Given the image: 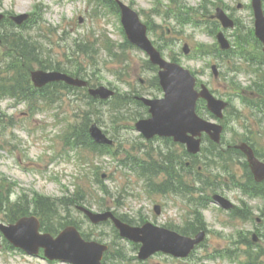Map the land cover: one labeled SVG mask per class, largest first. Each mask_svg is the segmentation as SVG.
<instances>
[{
  "label": "rangeland",
  "instance_id": "374dc122",
  "mask_svg": "<svg viewBox=\"0 0 264 264\" xmlns=\"http://www.w3.org/2000/svg\"><path fill=\"white\" fill-rule=\"evenodd\" d=\"M124 1L151 27L149 37L166 59H177L215 95L232 102L223 120L221 147L246 141L264 154V109L252 108L245 103L250 100L243 99L252 98L255 104H261V98L249 92L258 93L262 88L264 68L257 70L236 51L230 57L221 54L215 34L222 27L210 19L216 7L222 6L245 34L254 27L251 0ZM0 11L9 16V21L0 25L1 36L4 34L9 42L16 34L19 40L34 41L36 51L28 54L30 68L72 69L91 85H107L118 93L103 105L88 103L86 90L61 84L32 99L0 96V201L8 191L13 192L14 201L23 194L27 201L38 195L77 196L82 205L94 211L113 210L136 225L144 220L167 227H188L192 220L197 228L203 220L196 208L205 202L207 237L186 258L157 253L141 260L133 242L122 238L111 222L94 225L75 207H71L68 217L89 238L99 237L111 245L105 264H264V195L241 187H254L244 165L246 157L234 153L219 157L217 149L211 150L206 142L198 157L186 165L190 159L180 144L160 138L146 140L135 129L139 114L145 110L134 102V97H161L163 92L157 86L156 67L148 55L126 44L120 14L111 3L0 0ZM19 13L31 14L29 22L11 26L10 16ZM226 35L233 45L235 29L226 30ZM185 43L191 47L188 55L182 49ZM9 49L0 43V91L2 84H9L5 80L21 70L12 67ZM212 64L219 68L218 78ZM243 90L247 93L242 94ZM85 111H89L91 123L97 122L115 140L111 153L101 155L87 146H74V136L67 132L84 121ZM204 117L211 119L207 114ZM164 156L173 158L163 165ZM156 166H162L157 175ZM150 167V176L140 174L142 168ZM173 169L169 181L167 173ZM218 194L229 198L238 212L231 213L215 203L213 197ZM155 205L160 206V214L155 212ZM11 207L19 213L14 203ZM61 214L54 219L45 216L50 228L64 221ZM10 216V212L0 210V222L8 221ZM253 232L259 235L255 244L251 242ZM260 249L259 257L256 252ZM0 264L69 263L27 255L12 247L0 232Z\"/></svg>",
  "mask_w": 264,
  "mask_h": 264
},
{
  "label": "water",
  "instance_id": "95a60500",
  "mask_svg": "<svg viewBox=\"0 0 264 264\" xmlns=\"http://www.w3.org/2000/svg\"><path fill=\"white\" fill-rule=\"evenodd\" d=\"M122 7V21L130 39L146 49L151 55L152 61L158 63L165 70L160 72L162 84L166 90V98L162 100H146L152 106L153 118L141 120L137 127L151 137L156 133L162 135H174L177 139L188 141L191 151L196 152L200 148V141L194 137H187L186 133L191 131L193 134L199 133L203 129L210 130L214 126L198 119L195 114L196 99L204 96L209 100V106L216 112L223 106L211 94L204 89L201 93L194 90L195 80L188 70L183 69L175 63H168L161 58L160 53L152 46L146 37V26L141 23L136 12L126 5L120 3ZM257 16V34L264 40V16L261 9V1L254 0ZM26 16L16 18L21 22ZM221 17L226 21L225 17ZM2 15L0 14V19ZM223 47H228L227 41L222 34L219 35ZM185 50L188 51L187 46ZM33 79L38 85H43L50 80H66L71 84L83 85L85 81L73 79L58 72L47 73L44 71L33 72ZM92 94L103 98L112 94L104 87L91 90ZM220 131V127L216 128ZM92 135L99 142L111 143L102 131L93 126ZM257 174L264 176L263 164L251 159ZM223 206L230 207L231 204L224 198H217ZM86 213L94 222L106 220L111 217L121 234L136 241H142L140 258H147L157 251H164L175 256H186L196 243L204 237V232L199 233L196 239L185 237L175 231L166 228L156 227L150 223L143 227H131L121 222L113 213L106 212L94 214L88 210ZM40 223L36 217H25L20 219L17 224L5 226L0 224V229L17 246L23 247L29 253H38L41 246L46 248V255L50 258H60L74 264H102L101 260L107 245L96 241L84 240L75 227H67L56 239L50 234L39 233Z\"/></svg>",
  "mask_w": 264,
  "mask_h": 264
},
{
  "label": "trees",
  "instance_id": "16d2710c",
  "mask_svg": "<svg viewBox=\"0 0 264 264\" xmlns=\"http://www.w3.org/2000/svg\"><path fill=\"white\" fill-rule=\"evenodd\" d=\"M41 199L42 198H38L37 200H36V204H37V207L39 208L38 210L39 211H44V210H48V211H53V210H55V205H54V201H51V203H49V202H44V201H41ZM49 200V199H48ZM0 205H2V200L0 201ZM29 210V206L28 205H26V206H23L22 207V205H20L16 210H15V212H17V211H20V213H25V212H27ZM37 210V209H36ZM45 212V211H44ZM203 225V224H202ZM190 226L191 227H183V228H181V230L184 232V233H192V232H195V231H197L198 229H197V227H195V225L194 224H190ZM45 229L46 230H48V231H50V232H57L58 231V229H52V228H49L48 226H46L45 225ZM88 238V237H87Z\"/></svg>",
  "mask_w": 264,
  "mask_h": 264
}]
</instances>
